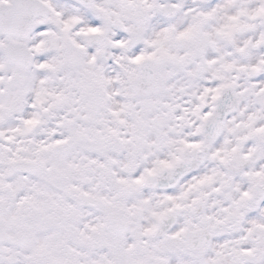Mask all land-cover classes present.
I'll return each instance as SVG.
<instances>
[{
	"label": "snow or ice",
	"instance_id": "6c2138e0",
	"mask_svg": "<svg viewBox=\"0 0 264 264\" xmlns=\"http://www.w3.org/2000/svg\"><path fill=\"white\" fill-rule=\"evenodd\" d=\"M0 264H264V0H0Z\"/></svg>",
	"mask_w": 264,
	"mask_h": 264
}]
</instances>
